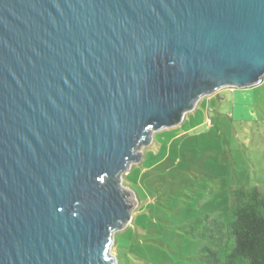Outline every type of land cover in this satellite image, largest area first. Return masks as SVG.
Segmentation results:
<instances>
[{
  "label": "water",
  "instance_id": "obj_1",
  "mask_svg": "<svg viewBox=\"0 0 264 264\" xmlns=\"http://www.w3.org/2000/svg\"><path fill=\"white\" fill-rule=\"evenodd\" d=\"M263 78L264 0H0V264H115L151 134Z\"/></svg>",
  "mask_w": 264,
  "mask_h": 264
},
{
  "label": "rangeland",
  "instance_id": "obj_2",
  "mask_svg": "<svg viewBox=\"0 0 264 264\" xmlns=\"http://www.w3.org/2000/svg\"><path fill=\"white\" fill-rule=\"evenodd\" d=\"M227 94L208 95L179 124L153 132L123 174L135 205L113 234L115 264H211L202 251L210 244L190 223L224 221L237 189L264 194V123L231 119Z\"/></svg>",
  "mask_w": 264,
  "mask_h": 264
},
{
  "label": "trees",
  "instance_id": "obj_3",
  "mask_svg": "<svg viewBox=\"0 0 264 264\" xmlns=\"http://www.w3.org/2000/svg\"><path fill=\"white\" fill-rule=\"evenodd\" d=\"M231 197L224 221L197 219L190 233L208 241L202 251L211 264H264V194L240 188ZM215 248L223 250V260Z\"/></svg>",
  "mask_w": 264,
  "mask_h": 264
},
{
  "label": "crops",
  "instance_id": "obj_4",
  "mask_svg": "<svg viewBox=\"0 0 264 264\" xmlns=\"http://www.w3.org/2000/svg\"><path fill=\"white\" fill-rule=\"evenodd\" d=\"M226 89H220L212 93L211 96L220 102L222 100L221 93L223 91L228 92L227 104L231 119L248 121L250 123L254 121L264 123V78L250 88Z\"/></svg>",
  "mask_w": 264,
  "mask_h": 264
}]
</instances>
